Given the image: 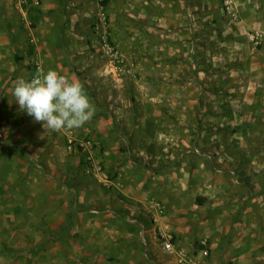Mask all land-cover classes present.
I'll return each instance as SVG.
<instances>
[{
    "label": "rangeland",
    "instance_id": "obj_1",
    "mask_svg": "<svg viewBox=\"0 0 264 264\" xmlns=\"http://www.w3.org/2000/svg\"><path fill=\"white\" fill-rule=\"evenodd\" d=\"M135 4V0H0V264H79L85 255L106 247L137 244L133 226L142 224L134 221L140 217L130 208H115L117 197L131 202L122 189L132 182L121 170L109 172L96 155L106 152L96 128L98 117L106 112L110 120L111 103L125 104L117 78L118 72H125L119 67L124 62L113 56L118 49L111 17L123 5L129 15L127 8ZM37 75L41 85L35 81ZM261 106L239 107L226 119H218L215 108L207 130L232 134H218L213 142L217 144L206 150L217 172H234L232 180L237 186L242 180L250 190L248 199L256 200L257 206L248 204L250 229L244 243L264 257ZM71 136L91 140V155L84 148L71 149ZM119 145L107 149L131 150V143L122 139ZM214 195L219 199L225 193ZM156 204L163 208L160 201ZM225 209L233 213V202ZM146 214L154 221L150 212ZM198 248L189 254L199 255ZM202 250L199 256L205 252L212 264L209 249ZM116 262L99 257L91 264Z\"/></svg>",
    "mask_w": 264,
    "mask_h": 264
},
{
    "label": "crops",
    "instance_id": "obj_2",
    "mask_svg": "<svg viewBox=\"0 0 264 264\" xmlns=\"http://www.w3.org/2000/svg\"><path fill=\"white\" fill-rule=\"evenodd\" d=\"M135 3L139 5L127 8L129 15L123 5L111 17L117 60L124 62L119 67L125 72L117 71V78L125 104L111 103L110 120L106 112L98 117L96 128L106 152L96 155L109 172L121 170L132 182L122 189L131 202L117 197L115 208H130L141 219L135 223L142 224L133 226L136 245L106 247L85 255L79 264L99 257L115 259V264H177L176 255L163 249L161 233L173 234L176 246L187 251L199 247V255L208 248L212 264H264V257L244 243L250 229L248 207L256 200L248 199L250 190L242 180L238 186L232 180L234 172L224 168L218 173L206 150L217 144L218 134H232L207 130L214 111L218 119H226L239 107L262 109L264 104V39L255 44L249 38L251 32L264 33V0ZM120 139L131 143V150L107 149H117ZM217 191L225 196L214 197ZM227 202H233V213H227ZM232 258L234 263H224Z\"/></svg>",
    "mask_w": 264,
    "mask_h": 264
},
{
    "label": "built area",
    "instance_id": "obj_3",
    "mask_svg": "<svg viewBox=\"0 0 264 264\" xmlns=\"http://www.w3.org/2000/svg\"><path fill=\"white\" fill-rule=\"evenodd\" d=\"M227 1V0H226ZM249 38L251 39L252 42L255 44H259L260 42L263 41L264 39V33L263 32H253L249 34ZM114 58L118 59L119 58V52L115 50L113 54ZM41 66L38 65L37 70L40 72ZM35 81L37 82L38 85L42 84V77L40 75H37ZM69 145L70 148H84L86 149L89 154L91 155V148L93 146V143L91 140L83 138V137H73L71 136L69 138ZM91 158V157H89ZM159 210H163V208H159ZM161 242H162V247L163 249L168 252V253H174L177 257V264H210L206 261V253L204 252L203 257H199L196 255H191L187 251V249H182L180 247H177L175 244V236L171 233H161Z\"/></svg>",
    "mask_w": 264,
    "mask_h": 264
},
{
    "label": "trees",
    "instance_id": "obj_4",
    "mask_svg": "<svg viewBox=\"0 0 264 264\" xmlns=\"http://www.w3.org/2000/svg\"><path fill=\"white\" fill-rule=\"evenodd\" d=\"M16 60L18 61V60H19V58L17 57V58H16Z\"/></svg>",
    "mask_w": 264,
    "mask_h": 264
}]
</instances>
